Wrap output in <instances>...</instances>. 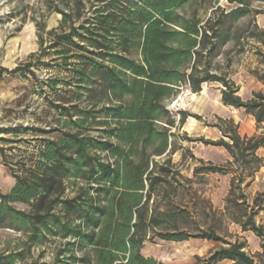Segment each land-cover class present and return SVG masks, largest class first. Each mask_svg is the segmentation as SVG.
<instances>
[{
	"label": "trees",
	"instance_id": "obj_1",
	"mask_svg": "<svg viewBox=\"0 0 264 264\" xmlns=\"http://www.w3.org/2000/svg\"><path fill=\"white\" fill-rule=\"evenodd\" d=\"M220 1H51L50 11L61 19L47 31V46L39 33L40 50L56 62L42 65L64 71L46 84L52 90L62 84L67 94L65 102L54 104L61 117L57 126L36 130L56 136L41 138L35 160L22 157L10 167L14 183L7 192L0 190V228L24 238L16 249L0 252V264L24 263L32 247L56 240L61 244L52 262L29 264H166L145 256V243L190 238L221 243L197 256L195 264H264V226L256 222L263 201L250 204L247 194L264 165L258 154L264 131L242 134L233 118L218 117L209 125L220 131V139L205 142L227 151L225 164L198 159L194 178L181 182L171 159L179 149L173 128L190 116L201 119L180 111L177 120L169 108L183 88L198 93L205 84L219 83L224 106L243 110L257 130L264 129V92L243 99L215 62L226 44L234 42L240 53L250 44L258 62L252 74L264 83V28L252 22L235 26L253 13V1L264 0H227L234 4L229 10ZM37 25L44 32V25ZM31 66L0 69V76L24 68L34 74ZM211 173L231 176L222 210L193 198L195 179L201 183ZM198 215L211 222L202 225ZM223 218L255 234L261 251L251 255L246 241L227 240Z\"/></svg>",
	"mask_w": 264,
	"mask_h": 264
},
{
	"label": "rangeland",
	"instance_id": "obj_2",
	"mask_svg": "<svg viewBox=\"0 0 264 264\" xmlns=\"http://www.w3.org/2000/svg\"><path fill=\"white\" fill-rule=\"evenodd\" d=\"M52 0H0V69L13 70L25 63L31 62L30 70L25 68L16 74L2 72L0 76V190L7 192L14 181L10 167H16V163L26 157L28 160H35L37 151L41 145V138H52L56 133L42 134L37 129L50 130L57 126V120L61 117L54 108V104L65 102L62 100L67 93L66 87L59 84L55 90L46 84L48 78L64 77L66 74L57 66H43L42 63L54 64L53 55L41 54L39 33H42L44 46L49 44L47 31L59 25L61 15L50 11ZM219 5L226 10L234 7L227 0H221ZM253 13L250 16L240 19L235 23L237 28H244L249 22L256 23L264 28V2L253 1ZM259 11L260 13H256ZM210 10L205 11L207 17ZM38 23L44 25V32H39ZM234 42H230L221 48L220 55L215 62L228 72V78L239 86V95L243 99H249L253 92H264V83L253 76L252 71L258 66L257 57L253 54L250 44L246 45V51L240 53ZM34 54V56H32ZM32 56V57H31ZM177 103L169 106L176 119H179V112L186 111L192 115H198L201 119L190 116L185 124L179 128H173V142L178 152L171 155L175 172L183 176L176 177L184 182L185 178H194L193 169L200 165L198 159L204 162L211 161L214 164L222 165L227 162L229 155L223 147L207 144L205 141L220 139V131L210 126L217 122L218 117L233 118L239 124L242 134L253 135L261 133L264 129L257 130L256 123L252 116L245 114L243 110H237L224 106L221 101V85L219 83H208L203 89L194 93L189 88L180 90L177 96ZM87 100H81L84 107ZM8 128L19 129L18 133L5 132ZM97 135L96 132H92ZM194 157H192V155ZM264 154V147L260 151ZM264 158V157H263ZM230 175L216 173L207 174L201 183L195 179L193 192H196L195 200L206 208L211 202L215 209L222 210L225 207V199L230 188ZM197 180V181H196ZM256 181V184H253ZM255 181L247 189L249 202L252 204L258 198L264 207V170L258 173ZM263 194V195H261ZM189 195L187 202L193 200ZM177 201L180 202V199ZM18 207H23L21 204ZM192 207V202L190 203ZM197 219L203 225L211 220L203 215ZM257 224L264 226V210L256 216ZM224 232L222 234L227 240L247 242V251L256 255L261 251V240L250 232H242L241 227L223 218ZM23 236L15 231L0 228V252L13 250L18 247ZM154 247L160 244L156 239ZM61 241H50L42 247H32L25 262L18 264H29L35 260L39 262H52L56 256ZM221 243L214 242L215 249ZM210 250V251H211ZM167 251L177 252L174 248ZM209 254V253H208ZM208 254L202 256L205 257ZM197 261V259L195 258Z\"/></svg>",
	"mask_w": 264,
	"mask_h": 264
},
{
	"label": "crops",
	"instance_id": "obj_3",
	"mask_svg": "<svg viewBox=\"0 0 264 264\" xmlns=\"http://www.w3.org/2000/svg\"><path fill=\"white\" fill-rule=\"evenodd\" d=\"M261 150L262 148L258 151L259 155ZM261 156L264 157V154H261ZM263 170L264 165L259 173H261ZM13 183L14 181L12 182L11 186ZM253 184H256V181ZM213 247L214 241L207 239L190 238L189 240L184 241L160 240V244L155 247L153 244L150 245L149 242H146L142 252L145 256L154 257L166 264H195V258L197 256L202 257L208 254ZM168 248H174L177 250V252L174 253L173 251H167ZM218 264H232V261L223 260Z\"/></svg>",
	"mask_w": 264,
	"mask_h": 264
},
{
	"label": "built area",
	"instance_id": "obj_4",
	"mask_svg": "<svg viewBox=\"0 0 264 264\" xmlns=\"http://www.w3.org/2000/svg\"><path fill=\"white\" fill-rule=\"evenodd\" d=\"M177 103V99L173 100L169 106H174ZM170 108V107H169Z\"/></svg>",
	"mask_w": 264,
	"mask_h": 264
}]
</instances>
